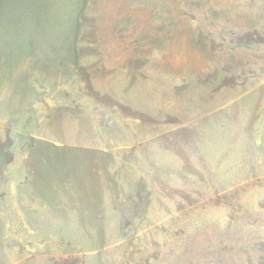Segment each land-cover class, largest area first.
Segmentation results:
<instances>
[{
  "label": "rangeland",
  "instance_id": "374dc122",
  "mask_svg": "<svg viewBox=\"0 0 264 264\" xmlns=\"http://www.w3.org/2000/svg\"><path fill=\"white\" fill-rule=\"evenodd\" d=\"M0 264H264V0H0Z\"/></svg>",
  "mask_w": 264,
  "mask_h": 264
}]
</instances>
